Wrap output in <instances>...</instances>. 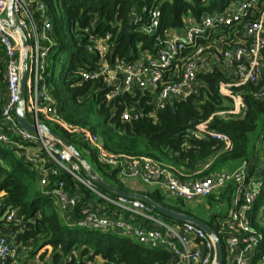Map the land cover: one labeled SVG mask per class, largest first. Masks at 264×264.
<instances>
[{
    "label": "built area",
    "instance_id": "built-area-1",
    "mask_svg": "<svg viewBox=\"0 0 264 264\" xmlns=\"http://www.w3.org/2000/svg\"><path fill=\"white\" fill-rule=\"evenodd\" d=\"M149 14L150 22L142 31L151 34L158 27L159 11L152 9ZM48 15L42 0H0V78L4 90L0 145L19 153L24 163L34 170L39 186L56 202L65 222L85 230L101 233L105 230L133 237L149 250L169 254L172 264H218L214 237L198 226L158 218L160 213L140 199L102 193L67 146L47 132L39 131L46 123L76 137L120 181L136 178L144 184L162 187L175 200L207 198L231 182L234 206L214 234L222 240L220 264L259 262L256 257L261 251L259 244L263 236L252 230L248 216L259 190L257 184L247 180L245 162L231 173L223 170L208 177L192 178L149 157L112 153L89 125L68 122L60 115L59 106L44 83L47 59L54 47ZM83 34L95 63L79 68L81 80L100 83V95L106 106L134 89L141 91L147 99V116L151 119L170 103L195 95L200 86L199 74L213 68L226 78L219 85V93L231 101L227 114L237 116L245 109V103L236 89L264 77V0H238L220 11L205 13L198 22H190L160 40L155 53L141 52L133 61L111 60L109 34L98 36L88 28ZM23 37L27 40L26 46ZM24 55L28 70L22 113L36 127L35 133L19 126L16 120ZM258 96L264 98V82ZM116 111L114 108L111 114ZM141 115L136 107L119 111L122 121ZM184 137L213 138L230 145L226 134L208 129L206 123L187 131ZM86 195L88 198L75 218L77 205ZM0 221V264H67L40 260L38 255L30 257L28 249L18 248L16 238L28 225L14 210L2 211Z\"/></svg>",
    "mask_w": 264,
    "mask_h": 264
},
{
    "label": "trees",
    "instance_id": "trees-1",
    "mask_svg": "<svg viewBox=\"0 0 264 264\" xmlns=\"http://www.w3.org/2000/svg\"><path fill=\"white\" fill-rule=\"evenodd\" d=\"M42 1L47 13L54 14L51 33L54 47L47 59L44 83L55 98L60 115L66 121L79 125H88L91 113L102 115L104 124L92 130L101 136L110 152L130 157H149L161 165H164L161 160L164 157L171 162L168 167L192 178L208 177L232 162H251L247 180L257 173L259 194L248 216L252 230L264 239V192L260 189L264 181V98L258 96L264 77L236 89L245 103V109L237 116L227 114L231 101L219 93V85L226 78L217 68H213L199 74L200 86L195 95L175 101L173 108L165 106L151 119L147 116V99L141 91L134 89L131 93L114 98L106 106L100 95V83L82 81L78 71L95 63V57L87 51L88 41L83 34L86 28L98 36L105 33L110 35L111 60L133 61L141 52L155 53L160 40L170 32L180 31L190 22H198L205 13L220 11L238 0ZM152 9L159 11L158 27L148 34L142 28L148 26L149 11ZM68 32H72L75 38V50L65 70L61 55L70 46ZM130 107L141 108L142 115L122 121L120 109ZM114 108L117 111L111 114ZM202 123H206L208 129L226 134L230 145L225 146L213 138L197 140L184 137L187 131ZM65 140L83 157L89 155L93 165L91 168L113 187L147 196L160 206L196 218L187 210L165 202L157 191L136 192L128 189L113 170L100 164L78 140L73 138V143ZM86 151L88 154H85ZM81 190L84 191L83 188ZM43 192L45 190L39 186L34 170L24 163L22 156L1 145L0 215L5 209H12L23 217L28 229L16 238V243L19 249H28L30 257L38 255L40 260L53 263L66 261L67 264L173 263L169 254L149 250L128 237L84 231L65 222L49 196L45 200L40 198ZM87 198L86 195L78 203L75 218ZM216 217L212 214L206 222L203 221L214 232L219 227ZM219 243L223 249L220 237ZM71 250L78 252L69 256ZM263 252L261 249L256 260L262 257ZM97 257L100 261L96 260Z\"/></svg>",
    "mask_w": 264,
    "mask_h": 264
},
{
    "label": "rangeland",
    "instance_id": "rangeland-1",
    "mask_svg": "<svg viewBox=\"0 0 264 264\" xmlns=\"http://www.w3.org/2000/svg\"><path fill=\"white\" fill-rule=\"evenodd\" d=\"M49 19L51 21H53V17L54 14L52 12L49 13ZM68 37L70 39V46L62 53L61 55V61L63 62V67L66 69H68L69 65H70V58H71V53L75 50V38L73 36L72 32H68ZM0 88L2 89V79L0 78ZM28 118V117H27ZM88 121H89V126L91 128H99L100 126H102L104 124V117L102 115L99 114H95V113H91L88 117ZM49 128L51 130H54L56 133H59L60 135L64 136L65 139H67L70 143H73L72 139L74 138L75 140L77 139L74 136H70L72 137V139L65 134L63 131H61L60 129L56 128L55 126L46 123ZM1 146V145H0ZM77 148V147H76ZM257 159V157H256ZM84 160L85 162L92 167V160L89 157V155H84ZM161 160L163 161L165 166H169L170 165V161L164 159V157H161ZM241 163V162H240ZM246 163V162H245ZM252 163L248 162L245 164V172L246 174H248V170L250 169ZM240 166V165H239ZM238 166V167H239ZM233 171V170H232ZM230 171V169L227 170V172H232ZM250 179L252 180H256L257 179V173L254 174L253 177H251ZM123 184V183H122ZM124 184L128 187V189L131 188V190L139 192V191H157L165 200V202H167L170 205H175L177 207H180L184 210H187L188 212H190L193 216H195L196 218L201 219L202 221H207V219H209V216L212 214L217 215L216 217V222L218 223V225L223 224L226 221V217L228 212L233 208V202H232V192L234 189V184H232L231 182L227 183L226 186H224L223 188H221L220 190H218V193H214L211 196L207 197V198H193L191 200H182L181 202H176L175 199H173L172 197H169L164 189L162 187L156 186V185H147L142 183L141 181H139L138 179L134 178V179H128L126 180V182L124 181ZM96 185V184H95ZM98 187V189L106 194V195H110L113 196L112 192L102 189L100 188L98 185H96ZM260 189L262 190V192H264V181L260 187ZM40 198L45 200L47 199V194L46 193H41L40 194ZM54 205L56 207L57 204L55 201H53ZM252 206V205H251ZM251 206L249 207L251 209ZM58 209V208H57ZM158 218L161 219H167V217L163 216L162 214H159ZM81 229V228H80ZM86 231V230H84ZM101 233V232H100ZM102 234H109L107 233L105 230L104 232H102ZM121 237H124L121 235ZM132 242H136V240L133 237H128ZM259 248H261L262 250H264V239L261 240V243L259 244ZM78 252V251H77ZM75 250H71L68 255L71 256L73 253L76 254L77 253ZM97 261H100V258L97 257L96 258ZM228 264V263H225ZM256 264H264V259L260 258V261L257 262Z\"/></svg>",
    "mask_w": 264,
    "mask_h": 264
},
{
    "label": "water",
    "instance_id": "water-1",
    "mask_svg": "<svg viewBox=\"0 0 264 264\" xmlns=\"http://www.w3.org/2000/svg\"><path fill=\"white\" fill-rule=\"evenodd\" d=\"M10 25L12 26V23L10 21ZM23 40V45L26 46L27 45V40L25 37L22 38ZM27 56L24 55V60H23V73H22V78H21V94H20V101L18 103V106L16 108V120L17 123L19 124V126H21L22 128L35 133L37 131L36 127L29 124L23 116L22 113V105H23V101L25 98V82H26V77H27ZM137 105H140V102L137 103ZM169 106L171 108L174 107L173 103H170ZM139 113L142 114V109L139 108ZM39 131H45L48 134H50L51 136H53L56 140L60 141L62 144H64L65 146H67L73 153L74 155L83 163V165L85 166L90 179L96 184L98 185L100 188L108 190L112 193H115L116 195L122 196V197H133V198H137L140 199L144 202H146L147 204L151 205L155 211H157L158 213L162 214L163 216L167 217L168 219H172L178 222H190L196 226H198L199 228H201L206 234L208 235H212L214 238V243H215V249H216V261L218 264L221 263V249H220V243L218 238H216V236H214L215 232L214 230H212L206 223H204L201 220H198L196 218H193L189 215L186 214H181L179 212H176L174 210L168 209L166 207L160 206L159 204H157L156 202H154L153 200H151L149 197L147 196H143L137 193H127V192H123L115 187H113L112 185L108 184L107 182H105L102 178H100V176H98L96 174V172L85 162L84 158L77 152L75 151L71 145L58 133L50 130L48 127L46 126H42L40 128Z\"/></svg>",
    "mask_w": 264,
    "mask_h": 264
},
{
    "label": "crops",
    "instance_id": "crops-1",
    "mask_svg": "<svg viewBox=\"0 0 264 264\" xmlns=\"http://www.w3.org/2000/svg\"><path fill=\"white\" fill-rule=\"evenodd\" d=\"M3 100H4V90H3V88L2 89L0 88V105L3 103ZM241 163L237 161V162H232V163L226 164L225 166H223L222 168H220L219 171H223V170L227 171L228 169H230V171H232V170L234 171ZM249 181L253 185H255V184L258 183L257 179L256 180L249 179ZM125 182H126V180H125ZM216 193H218V192H216Z\"/></svg>",
    "mask_w": 264,
    "mask_h": 264
}]
</instances>
